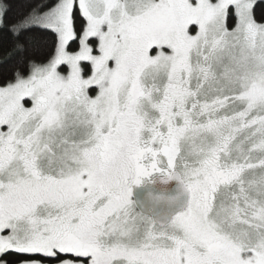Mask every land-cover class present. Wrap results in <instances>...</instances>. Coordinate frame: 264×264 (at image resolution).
Here are the masks:
<instances>
[{
	"label": "snow or ice",
	"instance_id": "snow-or-ice-1",
	"mask_svg": "<svg viewBox=\"0 0 264 264\" xmlns=\"http://www.w3.org/2000/svg\"><path fill=\"white\" fill-rule=\"evenodd\" d=\"M255 4L36 0L9 19L0 0L21 58L0 86V264H264ZM173 180L179 210L133 200Z\"/></svg>",
	"mask_w": 264,
	"mask_h": 264
},
{
	"label": "trees",
	"instance_id": "trees-1",
	"mask_svg": "<svg viewBox=\"0 0 264 264\" xmlns=\"http://www.w3.org/2000/svg\"><path fill=\"white\" fill-rule=\"evenodd\" d=\"M11 5L9 11V19L18 18L20 15L26 13L29 8L36 2V0H8ZM254 14L258 21H264V0H257L254 7ZM234 21L230 17L229 23ZM84 23L83 20L78 22ZM54 37L49 34H37L36 40L32 46H30L29 52L37 51L41 56L46 55L52 47V41ZM13 38L4 30H0V86L13 79V74L21 67L20 57L11 56L6 57V53L12 47ZM13 261H18L19 256L13 255L10 257Z\"/></svg>",
	"mask_w": 264,
	"mask_h": 264
},
{
	"label": "water",
	"instance_id": "water-1",
	"mask_svg": "<svg viewBox=\"0 0 264 264\" xmlns=\"http://www.w3.org/2000/svg\"><path fill=\"white\" fill-rule=\"evenodd\" d=\"M149 186H154L158 188L163 187V188H166L168 192L172 194V196L178 195L180 199L178 201L177 210H179V205L186 203L187 194L183 193V190L179 184V181L173 180V181L168 182L166 185L151 184V185H148L147 187ZM144 191H145L144 186H138L134 188V199L137 203H140L141 201L145 200Z\"/></svg>",
	"mask_w": 264,
	"mask_h": 264
},
{
	"label": "clouds",
	"instance_id": "clouds-1",
	"mask_svg": "<svg viewBox=\"0 0 264 264\" xmlns=\"http://www.w3.org/2000/svg\"><path fill=\"white\" fill-rule=\"evenodd\" d=\"M144 196L145 199L148 201H155L156 197L159 196L168 197V196H172V194H170L166 188L149 186L145 189Z\"/></svg>",
	"mask_w": 264,
	"mask_h": 264
},
{
	"label": "flooded vegetation",
	"instance_id": "flooded-vegetation-1",
	"mask_svg": "<svg viewBox=\"0 0 264 264\" xmlns=\"http://www.w3.org/2000/svg\"><path fill=\"white\" fill-rule=\"evenodd\" d=\"M133 200L135 201V199H134V195H133Z\"/></svg>",
	"mask_w": 264,
	"mask_h": 264
},
{
	"label": "rangeland",
	"instance_id": "rangeland-1",
	"mask_svg": "<svg viewBox=\"0 0 264 264\" xmlns=\"http://www.w3.org/2000/svg\"><path fill=\"white\" fill-rule=\"evenodd\" d=\"M257 1V0H256Z\"/></svg>",
	"mask_w": 264,
	"mask_h": 264
}]
</instances>
